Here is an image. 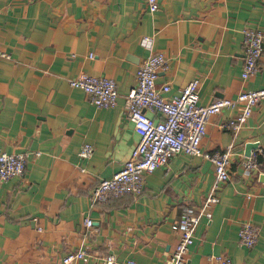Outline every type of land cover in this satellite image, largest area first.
Returning <instances> with one entry per match:
<instances>
[{
  "label": "crops",
  "instance_id": "obj_1",
  "mask_svg": "<svg viewBox=\"0 0 264 264\" xmlns=\"http://www.w3.org/2000/svg\"><path fill=\"white\" fill-rule=\"evenodd\" d=\"M158 1L152 12L147 0H0V51L7 55L0 56V153L26 159L23 176L0 181V264H55L77 249L88 252L77 264H106L107 254L166 264L180 236L173 223L185 206L199 208L207 197L214 163L182 153L145 173L141 194L92 197L139 141L125 94L151 51L168 58L157 81L171 85L166 96L195 78L203 104L264 86V38L258 72L241 76L243 29L264 33V0ZM144 36L151 49L142 45ZM80 72L114 78L121 94L116 105L98 107L72 87L68 78ZM236 110L212 115L201 142L210 153L232 143L234 154L230 178L219 185L211 218L201 217L186 264H213L216 255H227L230 264H264V100L234 135L223 125ZM84 143L93 146L85 158ZM247 143L262 149L255 169L241 163ZM247 219L259 230L252 247L239 241Z\"/></svg>",
  "mask_w": 264,
  "mask_h": 264
},
{
  "label": "built area",
  "instance_id": "obj_2",
  "mask_svg": "<svg viewBox=\"0 0 264 264\" xmlns=\"http://www.w3.org/2000/svg\"><path fill=\"white\" fill-rule=\"evenodd\" d=\"M149 9L154 12L159 9L158 0H147ZM264 33L257 27L243 29L244 58L241 69L243 80H247L259 70V62L263 55ZM144 47L151 49L150 36L141 40ZM0 56H7L0 51ZM94 55L91 54L90 57ZM168 67V58L161 51H151L141 62L137 70V82L126 94V115L133 124V129L139 135V141L132 150L131 157L124 166L113 173L111 177L100 179L93 188L94 201H107L111 197L125 193L141 194L144 190V174L153 172L161 165H168L170 158L176 154L203 155L215 166L216 180L207 197L199 208L185 206L180 217L172 225L179 232V240L170 251L166 264H186L190 247L194 242L195 231L202 216L211 218V207L218 203L220 183L230 178L229 165L234 154L233 144L225 150L213 153L203 152L201 142L206 134L210 117L225 107L236 108V112L223 125L234 135L244 127L252 115L254 107L264 100V86L244 88L233 98H217L208 104L200 102L198 78L175 92L171 97L166 93L171 90L169 83L158 86L159 73ZM72 87L79 88L87 94L98 107L108 108L116 105L120 93L116 81L109 76H94L86 72L68 78ZM148 111L160 113V119L154 120ZM91 143H84L79 152L82 157L92 154ZM262 149L251 150L244 154L242 165L250 170L258 166V155ZM26 159L21 153H0V181H7L25 174ZM250 197V195H248ZM87 227L94 225V220L86 217ZM239 241L242 245L252 247L256 244L259 230L256 224L247 219L242 222L239 230ZM88 255L85 249H77L66 253L55 264H77ZM213 264H230L227 255L214 256ZM106 264H138L136 261H119L115 255L102 257Z\"/></svg>",
  "mask_w": 264,
  "mask_h": 264
},
{
  "label": "water",
  "instance_id": "obj_3",
  "mask_svg": "<svg viewBox=\"0 0 264 264\" xmlns=\"http://www.w3.org/2000/svg\"><path fill=\"white\" fill-rule=\"evenodd\" d=\"M256 143H247L246 147H245V154H249L250 151L252 150V148H254L256 145Z\"/></svg>",
  "mask_w": 264,
  "mask_h": 264
}]
</instances>
